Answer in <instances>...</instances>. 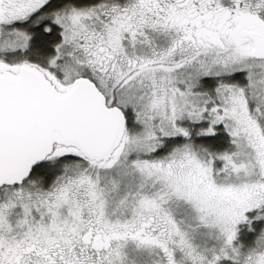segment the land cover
I'll return each mask as SVG.
<instances>
[{
  "label": "snow or ice",
  "instance_id": "1",
  "mask_svg": "<svg viewBox=\"0 0 264 264\" xmlns=\"http://www.w3.org/2000/svg\"><path fill=\"white\" fill-rule=\"evenodd\" d=\"M0 264H264V0H0Z\"/></svg>",
  "mask_w": 264,
  "mask_h": 264
}]
</instances>
